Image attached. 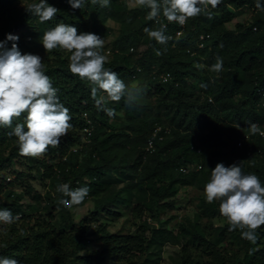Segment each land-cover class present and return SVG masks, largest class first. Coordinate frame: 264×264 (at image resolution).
<instances>
[{
	"label": "trees",
	"instance_id": "obj_1",
	"mask_svg": "<svg viewBox=\"0 0 264 264\" xmlns=\"http://www.w3.org/2000/svg\"><path fill=\"white\" fill-rule=\"evenodd\" d=\"M38 2L0 0V41L8 34L18 36L15 43L22 53L29 38L41 44L44 32L57 23L75 27L78 34L94 33L104 40L100 51L107 58L105 68L126 86L139 85L141 93L129 106L123 98L113 102L98 90L97 98L103 95L105 103L97 107L91 97L95 85L70 72V53L48 52L45 74L69 109L72 128L59 147L40 158L21 156L17 138L8 135L12 129L0 128V209L19 215L13 224H0V258L19 264H161L169 243L179 248L172 264H264V226L257 230L258 242L250 243L239 229L229 231L220 202L207 203L204 193L218 163L239 164L264 186V156L258 152L264 154V138L248 130L250 123L264 129V11L255 7L256 0H222L211 10V19L203 13L189 19L177 39L179 27L171 23L165 34L172 39L166 45L144 32L145 27H159L147 19L150 10L129 7L126 0H110L108 7L85 0L81 9H73L68 0H46L59 11L44 23L26 11ZM235 9L254 11L252 20L228 27ZM165 20L161 15L160 21ZM202 34L209 37L199 48ZM12 43L6 41V47ZM106 49L111 53L106 55ZM217 57L223 60L219 74L211 71ZM166 73L170 77L163 81ZM105 109L115 115L109 117ZM23 122L22 116L13 126ZM87 126L92 127L89 134L84 132ZM156 126H162L163 138L149 153L147 139ZM245 134L251 156L247 142L238 146ZM33 181L43 191H36ZM62 183L90 189L81 205L91 201L92 207L78 221L69 207L59 204L67 199L56 192ZM182 187L199 192L197 211L169 227ZM25 195L34 203L24 207ZM214 219L224 223L216 226ZM227 236L237 249L224 245Z\"/></svg>",
	"mask_w": 264,
	"mask_h": 264
},
{
	"label": "clouds",
	"instance_id": "obj_2",
	"mask_svg": "<svg viewBox=\"0 0 264 264\" xmlns=\"http://www.w3.org/2000/svg\"><path fill=\"white\" fill-rule=\"evenodd\" d=\"M109 2L91 0V4L100 7H108ZM68 3L73 9H81L85 0H68ZM221 3L222 0H134L135 6L150 10L148 20L159 24L156 29L145 27L144 32L160 45H166L172 39L165 34L167 26L161 23V15L168 22L183 26L189 19L202 13L211 19V10ZM255 7L264 11L260 0H256ZM26 11L44 23L53 20L59 10L48 5L46 0H39L38 3L29 4ZM18 39V36L12 34L6 36V41H13L11 48L6 47V41H0V128L12 129L8 135L17 138L21 156L40 158L49 148L59 147L61 138L72 128V117L69 109L60 102L58 89L45 74L42 58L35 54H21L15 43ZM42 45L45 52L60 49L70 53L69 70L81 80L95 85L91 89V97L97 107L105 103L103 95L97 98L98 90L106 93L107 98L113 102H119L122 98L129 106L138 102L141 93L139 85L128 87L115 71L105 68L107 58L100 51L104 47V40L100 36L84 32L78 34L75 27L57 23L44 32ZM155 54L160 56L162 52L155 50ZM223 70V60L217 57L211 71L219 74ZM201 87L206 88L207 85ZM105 111L109 117L115 115L111 109ZM22 116L24 122L13 126L14 121ZM248 130L253 136H264V132L255 123H250ZM210 173V180L204 187L206 202L212 204L219 201V212L226 218L229 231L239 229L243 239L256 244L259 238L257 230L264 226V186L259 178L255 174H245L239 164L225 167L218 163ZM89 191L87 186L73 189L67 183L56 188L62 197H67L61 198L59 204L69 208L80 205ZM17 220L19 215L14 216L10 210L0 209V222L13 224ZM253 251L255 249H251L250 253ZM0 264L19 262L16 259L0 258Z\"/></svg>",
	"mask_w": 264,
	"mask_h": 264
},
{
	"label": "rangeland",
	"instance_id": "obj_3",
	"mask_svg": "<svg viewBox=\"0 0 264 264\" xmlns=\"http://www.w3.org/2000/svg\"><path fill=\"white\" fill-rule=\"evenodd\" d=\"M127 4L129 7H136L134 4V0H126ZM237 15L235 16V18L229 22L227 24L228 27H234V24L236 22H250L252 20V16L254 14V11L252 10H238L235 9ZM109 25L113 28V30L116 28V26L110 22ZM30 39V38H29ZM27 40V48L26 50H23L21 54H35V55H39L43 62L46 60V57H48V52H45L42 43L36 45V43L31 39V40ZM107 42V41H105ZM107 55V53H106ZM107 98V96H106ZM120 116H121V112H117ZM195 166V165H194ZM192 166V167H194ZM7 176V175H4ZM12 178V177H11ZM8 179V178H6ZM33 187L35 188L36 191H43V188L40 184V182L38 181H33L32 182ZM16 191H21V187L17 188ZM199 195V192L195 189V188H190V187H182L180 188L176 198H175V203L177 208L174 210V214L176 215V218L174 220H172L168 226L169 227H175L174 225L176 223H178L179 221H181V219L184 216H192L196 211H197V200H196V196ZM21 203H23L24 207H26L29 204H33L34 200L28 196L25 195L23 196ZM92 207V202L88 201L85 204H80V205H75L72 206L70 209L71 213H72V217L74 218L75 221H78L79 219H81L83 216L87 215L89 213V210ZM48 211L46 208H41V212L42 213H46V211ZM44 211V212H43ZM54 212V210H53ZM56 212V211H55ZM54 212V213H55ZM57 213V212H56ZM168 213L167 214H163V219L168 217ZM58 219V218H57ZM201 220H204L203 218ZM151 224H154V222L150 221ZM224 221L220 220V219H214V225H221L223 224ZM1 224V222H0ZM121 225V222L117 223L114 227V229L119 228ZM232 239L230 236H227V241L224 243V245L226 247H229L230 249H237L236 245H234V243H232ZM92 247H97L95 242L91 243ZM178 246L177 245H173V244H166L164 247V252H163V259L161 261V264H172V258L174 256H176V253L178 252ZM237 252V250H236Z\"/></svg>",
	"mask_w": 264,
	"mask_h": 264
},
{
	"label": "built area",
	"instance_id": "obj_4",
	"mask_svg": "<svg viewBox=\"0 0 264 264\" xmlns=\"http://www.w3.org/2000/svg\"><path fill=\"white\" fill-rule=\"evenodd\" d=\"M159 19H160V18H159ZM161 23L166 24V26L169 25V24H171V23L177 24V23H175V22H171V23H170V22H168L167 20H165V21H161ZM186 24H187V22H186ZM186 24L183 25V26L177 24L179 28L176 29V32H175V38H176V39L179 38V37L183 34V32H184V28H185ZM208 37H209V35H204V34L200 35V37H199V41H198V47H199V48L204 47V40H205L206 38H208ZM131 50H133V49L131 48ZM110 52H111V50L108 49V50H107V53H110ZM169 77H170V76H169L167 73H166L165 75H163V74L161 75V78H162L163 81L167 80ZM88 123L91 124V121L88 120ZM91 128H92L91 126H87V127H85V128H84V132L87 133V134H89V133L91 132ZM161 130H162V126H156V127L153 129V132H152L151 136L147 139V143H146V147H145V150H146L147 152H149V153L153 152V151L155 150V142H156V140H161V139L163 138L161 135H159V132H160ZM260 130H261V132H264L263 129H260ZM165 131H166V130H165ZM259 135H260V134H259ZM260 136H261L262 138H264V136H262V135H260ZM248 140H249V136H248V134L243 135V136L238 140V146H239V147H243L244 144H245V142H247L248 155L251 156V155H252V145H251V143H250ZM85 141L89 142V139H86V137H85ZM74 150H76V149H74ZM258 152L261 153L262 156H264L263 151H262L261 149H258ZM198 168H200V166H199ZM183 170L186 171L187 168H184Z\"/></svg>",
	"mask_w": 264,
	"mask_h": 264
}]
</instances>
